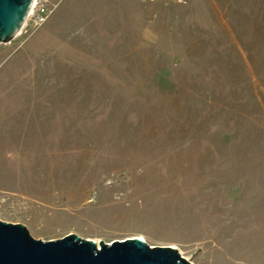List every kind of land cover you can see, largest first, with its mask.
Returning a JSON list of instances; mask_svg holds the SVG:
<instances>
[{"label": "rangeland", "instance_id": "1", "mask_svg": "<svg viewBox=\"0 0 264 264\" xmlns=\"http://www.w3.org/2000/svg\"><path fill=\"white\" fill-rule=\"evenodd\" d=\"M48 1L0 44V220L264 264V0Z\"/></svg>", "mask_w": 264, "mask_h": 264}, {"label": "water", "instance_id": "2", "mask_svg": "<svg viewBox=\"0 0 264 264\" xmlns=\"http://www.w3.org/2000/svg\"><path fill=\"white\" fill-rule=\"evenodd\" d=\"M33 0H0V44L21 31ZM0 264H192L172 247L134 237L97 245L75 234L34 239L23 224L0 220Z\"/></svg>", "mask_w": 264, "mask_h": 264}, {"label": "built area", "instance_id": "3", "mask_svg": "<svg viewBox=\"0 0 264 264\" xmlns=\"http://www.w3.org/2000/svg\"><path fill=\"white\" fill-rule=\"evenodd\" d=\"M140 1L154 3L162 0H140ZM164 1L177 2L179 0H164ZM54 8L55 5L50 4L48 0H33L32 6L27 14V18L24 25L29 23L32 25V27L41 26L47 21V19L53 12Z\"/></svg>", "mask_w": 264, "mask_h": 264}, {"label": "bare ground", "instance_id": "4", "mask_svg": "<svg viewBox=\"0 0 264 264\" xmlns=\"http://www.w3.org/2000/svg\"><path fill=\"white\" fill-rule=\"evenodd\" d=\"M135 237L144 240V238H143L142 236H135ZM129 238H134V237H129ZM126 239H127V238H126ZM172 248H174V247H172ZM179 254H180L182 257H184V256L182 255V253H179ZM184 258H185V257H184ZM185 259H187V258H185Z\"/></svg>", "mask_w": 264, "mask_h": 264}]
</instances>
